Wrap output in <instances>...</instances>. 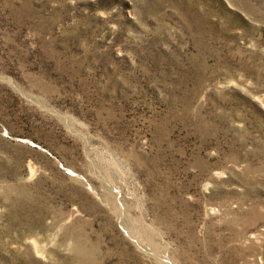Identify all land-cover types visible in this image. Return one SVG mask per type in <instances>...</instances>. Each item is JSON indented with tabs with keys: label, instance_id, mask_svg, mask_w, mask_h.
Returning <instances> with one entry per match:
<instances>
[{
	"label": "rangeland",
	"instance_id": "obj_1",
	"mask_svg": "<svg viewBox=\"0 0 264 264\" xmlns=\"http://www.w3.org/2000/svg\"><path fill=\"white\" fill-rule=\"evenodd\" d=\"M0 264H264V0H0Z\"/></svg>",
	"mask_w": 264,
	"mask_h": 264
}]
</instances>
